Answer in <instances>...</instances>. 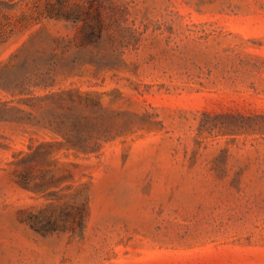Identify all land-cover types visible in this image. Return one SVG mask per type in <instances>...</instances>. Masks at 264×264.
Wrapping results in <instances>:
<instances>
[{
    "label": "rangeland",
    "instance_id": "1",
    "mask_svg": "<svg viewBox=\"0 0 264 264\" xmlns=\"http://www.w3.org/2000/svg\"><path fill=\"white\" fill-rule=\"evenodd\" d=\"M0 264H264V0H0Z\"/></svg>",
    "mask_w": 264,
    "mask_h": 264
}]
</instances>
